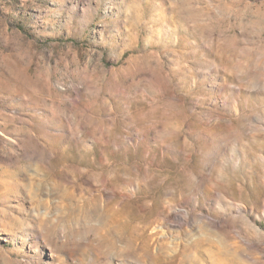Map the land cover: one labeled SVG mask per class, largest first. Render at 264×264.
<instances>
[{
    "label": "rangeland",
    "instance_id": "obj_1",
    "mask_svg": "<svg viewBox=\"0 0 264 264\" xmlns=\"http://www.w3.org/2000/svg\"><path fill=\"white\" fill-rule=\"evenodd\" d=\"M135 261L264 264V0H0V264Z\"/></svg>",
    "mask_w": 264,
    "mask_h": 264
},
{
    "label": "bare ground",
    "instance_id": "obj_2",
    "mask_svg": "<svg viewBox=\"0 0 264 264\" xmlns=\"http://www.w3.org/2000/svg\"><path fill=\"white\" fill-rule=\"evenodd\" d=\"M183 213H185V212H183ZM188 214H187V212H186V216H187ZM182 215H180V216H178V217H180V219H183L182 217H181ZM184 216V215H183ZM189 216V215H188ZM187 217H185V219H186ZM205 237V236H204ZM209 238V237H208ZM211 241V240H210ZM209 241V242H210ZM222 244V243H221ZM205 247V246H204ZM219 247V246H218ZM219 251H222L223 252V249L221 250V248H220V250ZM205 253V252H204ZM227 254V253H226ZM221 255H223V254H221ZM218 260V259H217ZM134 264H140L139 262H137V261H135L134 262Z\"/></svg>",
    "mask_w": 264,
    "mask_h": 264
}]
</instances>
